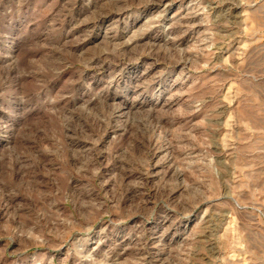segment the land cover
I'll use <instances>...</instances> for the list:
<instances>
[{
  "label": "rangeland",
  "instance_id": "rangeland-1",
  "mask_svg": "<svg viewBox=\"0 0 264 264\" xmlns=\"http://www.w3.org/2000/svg\"><path fill=\"white\" fill-rule=\"evenodd\" d=\"M0 264H264V0H0Z\"/></svg>",
  "mask_w": 264,
  "mask_h": 264
},
{
  "label": "bare ground",
  "instance_id": "bare-ground-1",
  "mask_svg": "<svg viewBox=\"0 0 264 264\" xmlns=\"http://www.w3.org/2000/svg\"><path fill=\"white\" fill-rule=\"evenodd\" d=\"M107 58H108V56H107ZM114 58V57H113ZM137 89V88H136Z\"/></svg>",
  "mask_w": 264,
  "mask_h": 264
}]
</instances>
